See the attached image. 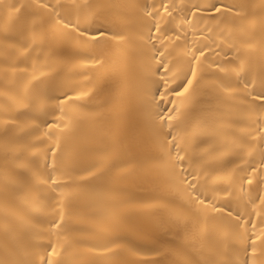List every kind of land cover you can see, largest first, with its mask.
<instances>
[{
  "label": "bare ground",
  "instance_id": "bare-ground-1",
  "mask_svg": "<svg viewBox=\"0 0 264 264\" xmlns=\"http://www.w3.org/2000/svg\"><path fill=\"white\" fill-rule=\"evenodd\" d=\"M45 261L264 264V0H0V264Z\"/></svg>",
  "mask_w": 264,
  "mask_h": 264
},
{
  "label": "snow or ice",
  "instance_id": "snow-or-ice-1",
  "mask_svg": "<svg viewBox=\"0 0 264 264\" xmlns=\"http://www.w3.org/2000/svg\"><path fill=\"white\" fill-rule=\"evenodd\" d=\"M217 11H219V9H217ZM193 59H196V57H193ZM191 75L193 78H195V72L194 71L191 73ZM191 84H192V80H187L185 85H181V87L183 88V92H187L188 88L191 86ZM181 94L182 93L177 92V95H181ZM169 119H171V117ZM252 251H253V254H255V248H253ZM45 264H50V261H45Z\"/></svg>",
  "mask_w": 264,
  "mask_h": 264
}]
</instances>
